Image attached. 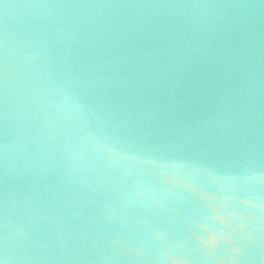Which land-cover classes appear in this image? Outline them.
I'll return each instance as SVG.
<instances>
[{"label": "water", "instance_id": "obj_1", "mask_svg": "<svg viewBox=\"0 0 264 264\" xmlns=\"http://www.w3.org/2000/svg\"><path fill=\"white\" fill-rule=\"evenodd\" d=\"M0 264H264V0H0Z\"/></svg>", "mask_w": 264, "mask_h": 264}]
</instances>
